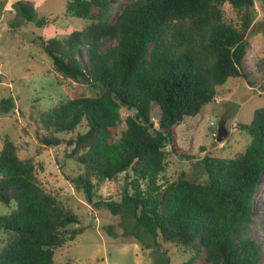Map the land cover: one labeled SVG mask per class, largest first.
Listing matches in <instances>:
<instances>
[{"label":"trees","instance_id":"1","mask_svg":"<svg viewBox=\"0 0 264 264\" xmlns=\"http://www.w3.org/2000/svg\"><path fill=\"white\" fill-rule=\"evenodd\" d=\"M225 2L237 23L224 20ZM16 7L32 21L33 3L19 0ZM64 13L85 25L64 37L39 38L51 71L98 93L76 89L40 112L34 131L44 147H68L65 157L76 173L66 178L74 191L118 218L122 237L141 241L142 234L151 239L147 247L183 249L189 256L181 264H261L249 226L264 173V106L239 124L248 136L241 152L201 157L204 181L183 171L172 181L163 175L169 154L191 158L176 140L183 118L200 114L229 78H244L253 0H127L115 14L111 0H68ZM3 101L8 111L12 101ZM122 109L131 113L119 131ZM37 166L1 139L0 203L10 211L0 214V264H56V250L82 233L80 216L43 187ZM121 174L117 199L101 200L99 186Z\"/></svg>","mask_w":264,"mask_h":264},{"label":"rangeland","instance_id":"2","mask_svg":"<svg viewBox=\"0 0 264 264\" xmlns=\"http://www.w3.org/2000/svg\"><path fill=\"white\" fill-rule=\"evenodd\" d=\"M17 1L0 0V146L1 139L6 136L15 143L21 159L33 156L36 165L41 166V169L36 167L39 182L80 216L82 233L56 250L54 262L181 264L189 255L177 246L165 245V249L158 250L153 244L147 247L151 243L148 236L140 234L141 241L136 237H122L123 229L118 218L102 208L95 210L92 203L78 195L67 180V175L73 176L76 173L75 164L65 157L68 147L63 143L58 147H44L36 139L34 130L40 112L64 101L76 89L92 95L98 92H91L89 87L71 83L53 73L51 60L41 46V37L45 40L64 37L85 25L82 19L65 15L68 0H28L34 7L31 22L21 18L16 7ZM126 2L111 0L114 14ZM253 9L256 11V19L252 22L253 30L248 34V46L240 67L244 78H229L225 84L217 86L214 103L206 104L200 114L185 117L178 124L175 129L177 144L191 158L186 160L169 154L163 173L166 181L176 179L181 171L188 179L204 181L206 177L198 162L202 156L232 157L241 152L248 142L247 134L238 126L248 124L253 111L264 106V0H253ZM222 11L226 22H238L237 13L229 3H223ZM112 44L114 41L108 43ZM80 53L83 58L82 51ZM6 98L12 101L8 111L5 110L7 103L2 102ZM130 113V110H121L119 131L124 128V118ZM152 113H157L156 106ZM220 123L226 135L223 140L217 141ZM74 135L75 131L60 134L59 137L67 140ZM124 183L122 174L116 179L106 180L96 191L97 196L101 200L117 199ZM9 211L0 203V214ZM253 218L249 233L262 248L261 264H264V173L257 186ZM107 227L110 229L107 230ZM193 264L200 263L195 261Z\"/></svg>","mask_w":264,"mask_h":264},{"label":"water","instance_id":"3","mask_svg":"<svg viewBox=\"0 0 264 264\" xmlns=\"http://www.w3.org/2000/svg\"><path fill=\"white\" fill-rule=\"evenodd\" d=\"M218 133H217V137H216V140L217 141H221L225 138V135H226V131L224 129V126L222 123L219 124V127H218Z\"/></svg>","mask_w":264,"mask_h":264}]
</instances>
